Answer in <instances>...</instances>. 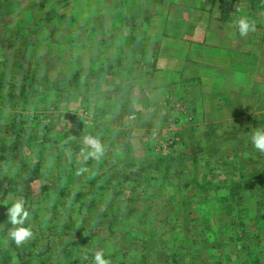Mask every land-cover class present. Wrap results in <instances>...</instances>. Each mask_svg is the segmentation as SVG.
<instances>
[{
	"label": "rangeland",
	"instance_id": "1",
	"mask_svg": "<svg viewBox=\"0 0 264 264\" xmlns=\"http://www.w3.org/2000/svg\"><path fill=\"white\" fill-rule=\"evenodd\" d=\"M253 1L257 0L59 3V13L78 15L59 26L45 23L36 31L40 47L54 54L37 87L12 74L8 43L17 41L3 32L11 30L6 25L12 23L9 16L16 9L2 4L0 138L6 137L9 144L11 131L4 124L11 122L28 124L32 136H40L25 151L27 162L37 163L40 176L31 182L28 197L35 226L56 227L50 241L55 264H92L97 249L104 250L111 264H126L128 249L140 254L148 250L156 227L165 232L163 238H177L179 253H200V259L190 264H248L246 256L257 245L264 253V211H260L264 153L251 143L252 132L264 129V9ZM17 4L29 15L28 21L43 15L33 0ZM170 7L175 10L171 18ZM241 15L255 24V31L245 37L230 27ZM117 20H122L121 26L115 27ZM125 23H133L134 31ZM136 31L143 37L142 46L130 40ZM51 32L55 36H48ZM54 38L55 46L50 42ZM248 61L254 69L245 85L234 66L242 68ZM93 64L102 69L96 76L99 69ZM68 67L73 68L71 73L76 67L87 69L82 97L75 89L56 97L51 88L54 78L50 86L47 83L46 78L56 72L64 75ZM20 85H29L23 94ZM46 86L51 90L45 92ZM23 96L33 108L24 104ZM126 103L129 106L123 108ZM86 134L98 136L105 146L99 161H85L80 155ZM160 160L151 165L153 169L145 168L140 178L133 177L137 165L133 161ZM5 167L11 171L14 165ZM107 168L106 175L125 171V182L117 184L116 179L105 192L93 191L101 186ZM0 174L8 176L4 169ZM54 183L66 190L60 192ZM10 193L0 195L3 210L16 199ZM40 195H51L52 200ZM111 205H118L113 217L108 213ZM47 206L54 208L53 216L43 222L40 211ZM7 232L0 231L4 257L15 255L5 242ZM69 244L72 250L67 249ZM74 250L82 255L87 250L88 258L74 262Z\"/></svg>",
	"mask_w": 264,
	"mask_h": 264
},
{
	"label": "trees",
	"instance_id": "2",
	"mask_svg": "<svg viewBox=\"0 0 264 264\" xmlns=\"http://www.w3.org/2000/svg\"><path fill=\"white\" fill-rule=\"evenodd\" d=\"M18 0H0V10L3 8V3H9L13 9H16L13 11L9 19L12 23H9L6 25L7 27L11 26V30H4L3 36H10L14 38L17 43L16 45L14 43H8L9 48L11 49L10 58L14 61V69L12 74H16L20 81H32V83L37 87L42 81L39 79L40 73L46 68L47 64L51 63L50 59H54V54L51 53V51H44L46 50L42 47H40V43L36 39V31H38L40 28L43 29L46 27L45 23H47L50 26H54L55 24L57 26L61 25L63 22L66 24L67 22L74 20L77 13H74L72 11L70 14L69 12L59 13V3L64 4L67 0H33L38 7L43 9V15H41L39 18H36L33 21H28L29 15L24 14L20 11L16 6ZM31 1V0H29ZM70 2H76L77 0H68ZM235 1V0H233ZM254 4H259L260 7L264 9V0H257L253 1ZM46 7L48 9L45 11ZM173 7H170L168 10V16L171 18L173 17L175 10L173 11ZM20 12V13H19ZM173 13V14H172ZM2 15V13L0 14ZM28 15V18L26 17ZM74 15V17H73ZM134 21V19H131ZM198 20V19H196ZM223 22H227V18H221ZM118 24L115 25V27L121 26L122 20H117ZM120 22V23H119ZM61 23V24H60ZM59 24V25H58ZM126 24V23H125ZM130 27L131 30L134 31V25L133 23L131 25L126 24ZM136 27V26H135ZM140 28V25L137 26ZM137 32V31H136ZM0 33L1 31V25H0ZM12 34V35H11ZM48 36H55V32L49 33ZM143 37L142 35H139L138 32L134 33V37L131 36V42L138 43L141 45ZM83 41V40H82ZM54 46L58 42L57 38H54L52 41H50ZM79 42V43H78ZM81 41H77V45H81ZM97 44V43H96ZM99 45H97L98 47ZM142 46V45H141ZM41 48L42 51H38L37 48ZM40 50V49H39ZM145 50L146 46L143 47L144 55L146 54ZM56 51V50H55ZM55 53V52H54ZM53 56H52V55ZM100 55V54H99ZM98 55V56H99ZM97 56V57H98ZM62 54L57 55V59L61 60ZM96 57V58H97ZM98 60V59H97ZM48 62V63H47ZM60 63V61H57ZM67 66V64H65ZM95 67L97 64H93ZM101 67V66H100ZM96 67V68H100ZM78 67H76L77 69ZM73 68L68 67V71L64 75H62L59 72H56L55 74L49 76V78H46L48 85L52 83V79L54 78L53 88L54 93L57 96L61 97L62 94H65L72 89L76 90V93L79 94V96H83L86 90L87 86V77L89 75L87 74V69L79 68L73 70L72 73L69 72ZM84 70V71H83ZM102 71V69L95 72V76L98 75L97 73ZM69 74V75H66ZM41 77V76H40ZM193 79L186 80L187 82L192 81ZM14 84V83H12ZM34 85H30L34 86ZM29 87V85H20V88L22 89V94L24 91V88ZM13 87V86H12ZM15 88V86H14ZM51 90L50 87H45V92L47 90ZM34 95H38L37 89H31L30 90ZM233 98V97H232ZM237 99V97H236ZM22 100L24 101L25 105H28L30 108H33L34 104L28 100V97L23 96ZM65 100V98H64ZM129 106V103H126V105H123V108H127ZM248 119V118H247ZM1 125V124H0ZM2 126V125H1ZM4 127L8 130H10L11 134L9 136L10 140L9 144L6 141V137L1 136L0 138V150L2 148V151H0V172L2 169H5V166H8L9 164L13 163L14 167L10 171L12 172L11 176L7 175H1L0 174V184L3 186L4 190L0 192V195H5L7 192H11L10 194H13L15 198L23 197L25 201L27 202V205L30 208V200L29 195L31 193V182L34 180H37L40 176L38 173V168L35 167L37 163L32 160L27 162V155H25V151H29V146L32 145L31 141H36L40 136L35 133L32 134L29 131V128L31 127L28 124H21V126L14 125L12 122L11 124H4ZM45 137V135H42ZM40 142L38 143V146H40ZM16 150V151H15ZM160 161H152L146 163V161H133V163L137 164L134 167L133 177L138 179L140 178V174L143 170H146L147 168H151V165H159ZM39 164V162H38ZM156 166L154 167V170H157ZM146 168V169H145ZM153 169V168H151ZM107 171V172H106ZM104 174L101 176V186L93 189V191L101 189L103 192H105V188L109 189L112 188V185L115 183V180L117 179V184H123L125 181L124 176L125 171H122L121 173L109 174L110 169H106ZM129 174V173H128ZM105 175V176H104ZM132 175V174H131ZM4 176V177H3ZM54 187L57 188L56 183H54ZM58 188H61L59 190ZM57 189L61 192L62 190H66L63 187H58ZM84 195L86 193H83ZM75 195V194H74ZM41 196V195H40ZM47 197H42L41 199L49 200L51 201V195H47ZM6 202L10 199H5ZM116 200V199H115ZM5 203V202H4ZM4 203L0 202V206H2ZM60 205H62L61 201L59 202ZM263 206H260L262 208ZM54 209V208H53ZM53 209L49 206L44 207L40 211V214L42 216V221L44 222L46 218H51L53 215ZM113 209V210H112ZM44 210V211H43ZM118 210V205H114L109 208L108 207V213L109 217L115 216V212ZM260 211H264V209H260ZM32 212V211H31ZM42 212V213H41ZM6 210H3L0 208V224H3L1 227L4 229H0V231H3L4 233L6 231H9V227H11L6 219ZM49 213V214H48ZM35 214V213H34ZM32 216V214H31ZM55 217V215H54ZM117 217V216H116ZM29 224L31 225L32 231H33V237L27 241L23 247H17L14 243L8 241L9 248H12L15 251V255H7V257H4L2 254L3 248H5L3 245H0V264H55L52 261V255L55 253V249L51 246V236L55 233L56 227L53 225L44 224L43 227H40L39 224L35 226L33 218H30ZM8 227V228H7ZM8 229V230H7ZM260 233H262L261 230H259ZM164 231L162 229H159L156 227L155 233L152 234L149 237L150 240V246H148V250L145 253H138L133 248L128 249L126 258H124L123 262H126V264H190L193 263L196 259H200V253L198 255H184L185 253H179V247L177 245L178 240L175 238L174 240H170L167 238H163ZM260 236V235H259ZM192 244V243H191ZM195 244V243H194ZM148 245V244H147ZM194 249L197 248V245H193ZM66 247L67 249L72 250V245L69 244ZM146 248V247H145ZM205 248V247H203ZM202 248V249H203ZM68 252V251H67ZM2 255V256H1ZM71 256V255H70ZM82 254L79 253V251L74 250L73 257L75 258L74 262H77L82 258ZM246 261L248 264H264V253L260 251L259 245H257L255 251H249L248 256H246ZM68 258L66 257V260ZM190 262V263H189Z\"/></svg>",
	"mask_w": 264,
	"mask_h": 264
},
{
	"label": "clouds",
	"instance_id": "3",
	"mask_svg": "<svg viewBox=\"0 0 264 264\" xmlns=\"http://www.w3.org/2000/svg\"><path fill=\"white\" fill-rule=\"evenodd\" d=\"M230 27H234L240 37H245L248 33L255 31V24L246 16H238V18L231 22ZM235 35V33H233ZM82 144L85 146L81 149L80 155L83 160L94 158L99 161L104 155L105 146L102 144L98 136L86 134L82 137ZM252 147L264 153V129L257 128L251 134ZM81 169L80 171H83ZM4 171L9 176L12 175L7 167ZM6 219L9 223L10 230L6 234L5 242H12L17 247L23 246L27 241L33 237V231L29 224L31 218V211L27 202L23 197H18L11 200L10 205L6 208ZM83 258H88V252L85 250ZM92 264H111L110 260L106 258L103 249H97L91 255Z\"/></svg>",
	"mask_w": 264,
	"mask_h": 264
},
{
	"label": "crops",
	"instance_id": "4",
	"mask_svg": "<svg viewBox=\"0 0 264 264\" xmlns=\"http://www.w3.org/2000/svg\"><path fill=\"white\" fill-rule=\"evenodd\" d=\"M260 59H263L262 57H260ZM249 61H252V60H249ZM247 62L246 63V66L243 64L242 65V68L239 67V65H236V67L234 66V68H236V70H240V71H248V72H240V71H234L235 73H237V76L238 75H242L244 76V78L246 79L244 82H245V85L248 84V82L251 80L250 79V76H251V73L253 72V69H254V66L252 64H250V62ZM254 64L256 63V60L253 61ZM258 63H260V60L258 61ZM255 69H256V66H255ZM240 80V79H239ZM240 83V82H239ZM241 85H244L243 83H240ZM240 95H236V97H239ZM235 97V98H236ZM234 98V97H233ZM238 99V98H237Z\"/></svg>",
	"mask_w": 264,
	"mask_h": 264
}]
</instances>
